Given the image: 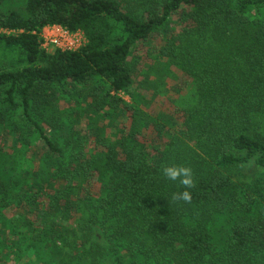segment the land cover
<instances>
[{"label": "trees", "instance_id": "obj_1", "mask_svg": "<svg viewBox=\"0 0 264 264\" xmlns=\"http://www.w3.org/2000/svg\"><path fill=\"white\" fill-rule=\"evenodd\" d=\"M52 24L85 44L41 48ZM0 29V264H264V0H0Z\"/></svg>", "mask_w": 264, "mask_h": 264}, {"label": "rangeland", "instance_id": "obj_2", "mask_svg": "<svg viewBox=\"0 0 264 264\" xmlns=\"http://www.w3.org/2000/svg\"><path fill=\"white\" fill-rule=\"evenodd\" d=\"M171 21H170V24L167 26V28H175L176 25H177V18L176 16H172L171 17ZM5 30H2L0 29V32H3ZM8 32V31H7ZM14 32V31H13ZM159 32L155 33V36H157ZM79 43V47H81L82 45L85 44L86 42V38L84 36V34L80 31L79 35L77 36ZM154 40H157V39H154L152 38L151 41H149L150 43H148V45H154ZM148 45H145V46H140L138 47V50L135 52V54H138L139 56H144L146 54V50H147V47ZM78 47V48H79ZM154 48V46H153ZM52 48H48V50L50 51ZM146 64V63H145ZM141 77L140 75H138L137 79L139 80ZM174 93V90H169V93L168 95L170 94H173ZM162 94H166V92L162 93ZM118 95L126 100V101H130V97L127 93H124V92H118ZM164 96V95H161V97ZM158 98L154 101V105H153V109H154V114H156L157 116H161V118L163 117V114L162 112L165 111L164 108H165V105H164V99L163 98ZM17 101H19V99H17ZM146 108V107H145ZM20 115H21V107H18L17 110H16V113L14 114L13 118L16 120V121H22V119L20 118ZM127 115H123L122 113L116 118V121H123V120H127ZM75 121H78L76 122V124H80L82 126H86L87 125V121L88 119H86L85 117H79L77 120ZM67 123H71L70 120H66ZM49 135L50 136H58V133H54L53 131H50L49 132ZM61 141V138L59 139V142ZM39 142V137L37 134H34L31 136L30 138V143L27 145V144H24V145H21V148H22V151L25 153L24 156H22L19 160H18V165H17V170L20 171V172H23V171H26L30 168H33L36 164V161L38 159H33L34 158V146ZM61 143V142H60ZM34 153V154H33ZM257 170L255 168H253L252 166H246L244 169H242L240 171L239 174L241 175H237L235 178L242 181V182H245V183H248L250 182V179L251 177L256 174ZM14 217V216H13ZM56 220L62 225V226H65L69 229H72V228H76L78 223L76 222V218H70V217H61V216H57L56 217ZM7 228L9 229H12L13 231L17 232V234H19L18 236H21V237H27V236H31L32 235V231H28L26 229V226L23 224V222L21 221H17V218H13V219H9V222H8V226ZM78 233H81V232H78ZM95 238L98 239V240H103V236L101 234V232L98 230V229H95ZM68 235H69V238L70 240L73 241V243L75 242L74 239L72 238L71 236V232H68ZM88 245V244H86ZM75 248H77V245L76 243H74L72 245V249L71 251H73ZM101 264H112L110 261L108 260H103V261H99Z\"/></svg>", "mask_w": 264, "mask_h": 264}, {"label": "built area", "instance_id": "obj_3", "mask_svg": "<svg viewBox=\"0 0 264 264\" xmlns=\"http://www.w3.org/2000/svg\"><path fill=\"white\" fill-rule=\"evenodd\" d=\"M80 31H69L66 27L58 24L45 25L39 31L40 47L58 48L61 50H74L80 45L77 36Z\"/></svg>", "mask_w": 264, "mask_h": 264}, {"label": "clouds", "instance_id": "obj_4", "mask_svg": "<svg viewBox=\"0 0 264 264\" xmlns=\"http://www.w3.org/2000/svg\"><path fill=\"white\" fill-rule=\"evenodd\" d=\"M163 175L171 180L178 181L180 185L184 186V191L173 194V199L177 201L190 202L191 193L188 191L193 186L192 171L187 166H164L162 169Z\"/></svg>", "mask_w": 264, "mask_h": 264}]
</instances>
